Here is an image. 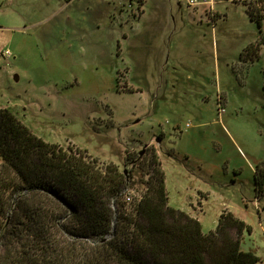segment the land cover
<instances>
[{
  "label": "rangeland",
  "instance_id": "obj_1",
  "mask_svg": "<svg viewBox=\"0 0 264 264\" xmlns=\"http://www.w3.org/2000/svg\"><path fill=\"white\" fill-rule=\"evenodd\" d=\"M193 1L0 0V108L132 171L135 194L155 148L170 206L204 233L234 213L264 264V20L244 2Z\"/></svg>",
  "mask_w": 264,
  "mask_h": 264
},
{
  "label": "trees",
  "instance_id": "obj_2",
  "mask_svg": "<svg viewBox=\"0 0 264 264\" xmlns=\"http://www.w3.org/2000/svg\"><path fill=\"white\" fill-rule=\"evenodd\" d=\"M261 7L247 4L260 24L264 15L256 8ZM18 115L0 108V264L260 262L242 250L249 227L234 213L223 212L216 230L204 233L197 218L170 206L155 148L141 159L151 171L149 180L140 182L148 189L141 201L128 203L132 171L125 174L75 146L46 142ZM260 173L257 169L259 194Z\"/></svg>",
  "mask_w": 264,
  "mask_h": 264
},
{
  "label": "built area",
  "instance_id": "obj_3",
  "mask_svg": "<svg viewBox=\"0 0 264 264\" xmlns=\"http://www.w3.org/2000/svg\"><path fill=\"white\" fill-rule=\"evenodd\" d=\"M224 1H227V2H244L246 4H255V5H263L264 4V0H224ZM206 4H213V1H205ZM190 4L191 5H195V1L193 0H190ZM6 55L9 57L10 56V53L9 52H6ZM125 199L128 203H133L135 200L137 202L141 201L142 199V194H135L134 192H130L127 190V192L125 193Z\"/></svg>",
  "mask_w": 264,
  "mask_h": 264
},
{
  "label": "water",
  "instance_id": "obj_4",
  "mask_svg": "<svg viewBox=\"0 0 264 264\" xmlns=\"http://www.w3.org/2000/svg\"><path fill=\"white\" fill-rule=\"evenodd\" d=\"M144 154V151L141 152V155ZM124 173L127 174V170H124Z\"/></svg>",
  "mask_w": 264,
  "mask_h": 264
},
{
  "label": "crops",
  "instance_id": "obj_5",
  "mask_svg": "<svg viewBox=\"0 0 264 264\" xmlns=\"http://www.w3.org/2000/svg\"><path fill=\"white\" fill-rule=\"evenodd\" d=\"M157 147V146H156ZM158 148V147H157ZM189 214H191V213H189Z\"/></svg>",
  "mask_w": 264,
  "mask_h": 264
}]
</instances>
